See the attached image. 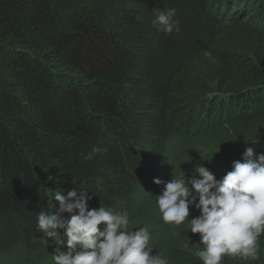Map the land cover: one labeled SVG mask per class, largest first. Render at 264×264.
Segmentation results:
<instances>
[{
    "label": "trees",
    "instance_id": "trees-1",
    "mask_svg": "<svg viewBox=\"0 0 264 264\" xmlns=\"http://www.w3.org/2000/svg\"><path fill=\"white\" fill-rule=\"evenodd\" d=\"M253 4L0 0V264H54L36 217L57 190L126 210L132 229L153 217L154 178L204 163L219 179L246 147L264 152V0ZM154 8H174L180 30L157 32ZM187 223L155 232L168 264H202ZM257 243L259 259L222 264H264V233Z\"/></svg>",
    "mask_w": 264,
    "mask_h": 264
},
{
    "label": "clouds",
    "instance_id": "clouds-1",
    "mask_svg": "<svg viewBox=\"0 0 264 264\" xmlns=\"http://www.w3.org/2000/svg\"><path fill=\"white\" fill-rule=\"evenodd\" d=\"M153 14L151 24L157 32L180 30L174 8H154ZM100 151L93 147L85 158ZM194 173L186 180L170 175L166 183L153 179L154 184L164 185L156 195L163 222L180 226L188 221V232L199 235L202 247L185 244L184 248L202 264H222L225 255L259 259L257 241L264 233V152L256 154L253 147H246L242 158L234 160L231 170L219 179L204 163L196 165ZM91 199L82 189L57 190L50 201L54 211L38 213L37 231L56 245L54 264H168L158 252L153 254L147 226L131 229L126 210L115 211L102 202L92 208ZM53 200L59 203L58 209ZM190 209L198 214L192 215Z\"/></svg>",
    "mask_w": 264,
    "mask_h": 264
},
{
    "label": "rangeland",
    "instance_id": "rangeland-1",
    "mask_svg": "<svg viewBox=\"0 0 264 264\" xmlns=\"http://www.w3.org/2000/svg\"><path fill=\"white\" fill-rule=\"evenodd\" d=\"M257 1L258 0H254V4L253 5H255V3ZM227 9H228V11H227L226 16H228L230 13H232V11H231L232 7H228ZM253 11H254V9L251 11V13ZM244 20H245V17H243L241 19V22H243ZM247 22H249V20ZM178 177H180V176H178ZM152 209H153V211H152L153 217L150 220H148V221H144V222L140 223L139 225L134 226L132 229H135L137 227L147 226L148 229H149V232H150V236H151V239L149 241V246L154 249L153 250V254L158 252L161 255V250L164 249V247L160 248V246H161L160 239L161 238L159 237V235H156L155 232L158 231V230H161L162 227L164 225H167V224H165L163 222L162 218H161V213L159 212V210L157 208V205H156V199L153 202ZM190 211H191L192 215H196L197 214V212L194 209H190Z\"/></svg>",
    "mask_w": 264,
    "mask_h": 264
}]
</instances>
